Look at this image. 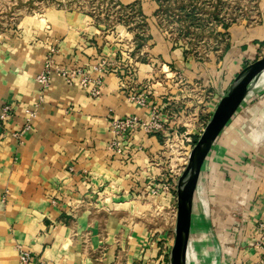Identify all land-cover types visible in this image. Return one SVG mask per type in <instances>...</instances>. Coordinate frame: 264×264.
Segmentation results:
<instances>
[{
  "label": "crops",
  "instance_id": "crops-1",
  "mask_svg": "<svg viewBox=\"0 0 264 264\" xmlns=\"http://www.w3.org/2000/svg\"><path fill=\"white\" fill-rule=\"evenodd\" d=\"M141 1L140 15L151 20L156 3ZM86 19L75 12L30 13L9 24V36L0 39V105L8 102L13 110L0 124V264H158L142 255L137 243L129 245L126 237L118 242L121 217L109 209L116 199L108 196L142 192L159 180L160 173L147 166L157 155L161 135L133 130L123 137L118 156L107 146L112 137L109 117H146L147 110L128 100L127 93L143 89L156 59L111 60L116 56ZM156 44L150 40L152 54L184 66L188 74L187 57L168 51L161 40ZM243 44L234 43L226 53L234 75L256 52ZM47 56L57 66H79L92 80L100 78V94L88 95L93 83L81 86L80 75L68 83L52 73L48 86L40 89L35 78ZM101 59L115 63L94 70L91 66ZM200 71L202 75L188 81L202 79L205 84L209 78ZM215 71L209 82H214L213 93L220 94L228 83ZM261 92L264 88L239 105L199 176L209 211L204 213L194 195L188 250L196 236L193 229L202 227L208 232L207 258L214 264H264V253L252 247L253 219L264 213V97L254 100ZM150 100L169 105L165 96L152 94ZM26 108L34 110L30 117ZM27 118L28 129L14 134ZM248 118L257 122L243 139L237 130L247 126ZM170 196L175 203L172 192ZM21 251L29 253L25 263L19 260Z\"/></svg>",
  "mask_w": 264,
  "mask_h": 264
},
{
  "label": "rangeland",
  "instance_id": "rangeland-1",
  "mask_svg": "<svg viewBox=\"0 0 264 264\" xmlns=\"http://www.w3.org/2000/svg\"><path fill=\"white\" fill-rule=\"evenodd\" d=\"M153 1L157 5L154 16L151 20H145L140 15L141 0H0V39L9 36V24H14L26 14L45 15L55 11L84 14L87 18L85 21L94 24L98 35L102 36L104 43H108L109 54L116 56L109 57L111 60L134 56L146 60L155 56V67L148 73L149 82L156 83L152 94L165 96L169 101L165 108L175 115L172 119L174 127L178 128V132H190L192 144L197 137L195 134L209 119L214 103L225 90L220 94L213 93L214 82L211 84L209 79L213 81L215 78V69L225 84L235 76L231 71L234 66L230 65L231 58L226 60L230 46L244 42V47L248 44L256 51L253 58L243 60L240 69L264 54V0ZM149 39L153 45L161 40L168 51L175 50L187 57L190 60L187 66H191L187 68L188 74L184 66L178 67L174 61L168 64L160 55L152 54ZM140 44L143 48H140ZM111 60L107 61L115 63ZM200 70L205 80L209 78L205 84L202 79L188 81L189 77L200 75ZM260 96L256 95L254 100L263 98L264 93L261 92ZM256 122L255 118H248L247 126L237 130V136L242 138L243 133L254 127ZM164 140L167 142L160 140L157 157L150 158L151 163L147 166L161 175L155 181L159 183L158 190L149 193L147 188L128 196L124 192L108 196V199H116L109 209L121 217L118 242L126 237L129 245L137 243L141 254L149 259H157L158 264H169L176 215V197L174 203L170 193L175 196V177L189 152L188 143L182 141L183 135L179 133ZM236 144L234 142L233 145ZM203 187L205 192L200 185L198 199L208 201L206 187ZM193 226H198L196 221ZM193 231L196 236H193L195 241L189 247L193 253L189 264H214L207 258L208 232H204L202 227Z\"/></svg>",
  "mask_w": 264,
  "mask_h": 264
},
{
  "label": "built area",
  "instance_id": "built-area-1",
  "mask_svg": "<svg viewBox=\"0 0 264 264\" xmlns=\"http://www.w3.org/2000/svg\"><path fill=\"white\" fill-rule=\"evenodd\" d=\"M51 51L53 52V49ZM110 64L111 63L107 61L106 59H101L98 64L92 65L91 67L94 70H103L104 68H108ZM52 73H56L57 75L66 78L68 83L72 82L73 77L80 75V79L78 82L81 86L87 87L88 85L93 83L89 87V90L87 91L88 95L92 97H96L100 94V91L98 88V84L101 82L100 78L97 77L96 79L92 80L89 73L79 66L77 67L57 66L52 61L51 56H47L45 58L43 69L41 70V72H39L36 75L35 79L39 83L40 89H44L48 86L49 79ZM155 85L156 83L152 81L149 82V77H148L146 78V81L143 85V89L137 90V91L132 90V91H128L127 93L128 100L135 102L136 104H138L139 106L147 110L146 117H139L135 114H125L120 117H109L108 118L110 128L112 131V137L107 142V146L114 155L118 156L123 152V147H122L123 137L128 135L129 132L136 130V129L143 130L146 133H154V134L159 133L161 135V140H163L164 142H167L166 140H164L165 138L168 139L170 135L172 134L175 135L176 133H179L183 135L182 141L188 143L189 152H190L194 144V142L192 144L190 143L192 134L186 131L178 132V128L174 127V124L172 121L175 115L173 116V113L170 114L166 109H164L165 105H158L156 102L150 100V95L154 91L153 87H155ZM217 101L214 103V106L217 103ZM12 111H13L12 105L10 103L6 102L0 105V124L4 123L9 118V116H11ZM24 111L28 115V117H30V115H32L34 112L32 108H26L24 109ZM26 120H27V123L24 124L23 129H21L19 132L14 133V134L19 135L23 131L28 129V118ZM229 121L224 126V128L228 125ZM206 122L204 123V125H202L199 128V131L195 135L198 136L202 132ZM189 152L187 153V157L189 155ZM155 157H157V155L152 156V158H155ZM187 157H186L185 163L181 171L176 174L175 180H177V177L182 172L187 162ZM175 184H176V181H175ZM158 187H159L158 182L156 183L151 182V184L148 186L147 192L155 193L158 190ZM199 188H200V185L197 184L195 195L199 194L198 193ZM199 201L202 205L204 213L208 214V211H209L208 201L204 198L202 199L199 198ZM252 223H253L252 247L255 248V250H259L264 253V213L259 215L258 218H254ZM29 257H30L29 253L27 251H21L19 254V260L21 263L27 262Z\"/></svg>",
  "mask_w": 264,
  "mask_h": 264
},
{
  "label": "water",
  "instance_id": "water-1",
  "mask_svg": "<svg viewBox=\"0 0 264 264\" xmlns=\"http://www.w3.org/2000/svg\"><path fill=\"white\" fill-rule=\"evenodd\" d=\"M264 71V54L245 64L221 93L202 132L189 152L187 162L175 184L176 215L169 264H186L195 190L204 161L220 132L249 94L262 88L264 82H252Z\"/></svg>",
  "mask_w": 264,
  "mask_h": 264
},
{
  "label": "bare ground",
  "instance_id": "bare-ground-1",
  "mask_svg": "<svg viewBox=\"0 0 264 264\" xmlns=\"http://www.w3.org/2000/svg\"><path fill=\"white\" fill-rule=\"evenodd\" d=\"M264 82V71H262L256 79L252 82L251 88L256 87L257 83ZM262 125V124H261ZM193 258V253L190 250H187L186 253V264L190 263V260ZM194 260V259H193Z\"/></svg>",
  "mask_w": 264,
  "mask_h": 264
}]
</instances>
